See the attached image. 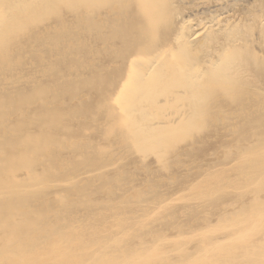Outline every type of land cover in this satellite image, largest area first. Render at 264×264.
Listing matches in <instances>:
<instances>
[{
    "label": "bare ground",
    "instance_id": "obj_1",
    "mask_svg": "<svg viewBox=\"0 0 264 264\" xmlns=\"http://www.w3.org/2000/svg\"><path fill=\"white\" fill-rule=\"evenodd\" d=\"M56 1L61 2L59 0H0V50H3V52H1L0 54V264H264V141L260 140L259 142L258 139V142H256L257 140H248V138L247 140H238L239 143L248 146L246 147L248 151L246 156L248 159V165L250 167L247 165L246 168L249 167L250 169L243 172L240 171L239 175L237 174V178H234L233 181L229 180L231 181V184L233 183L238 185L236 186L238 187L237 191H239V194L243 192L241 198L237 202L230 203V205L224 204V206L219 210L215 219L211 218L212 220L210 222H205L204 224L202 222V225H199L198 227H187L185 229L169 227L171 229H169L168 232L161 233L155 231L153 235L149 232L145 240H142L141 238L136 236L132 237V239L128 241V243L130 246H133V251L128 256L122 255V250L112 249L107 251L104 250V248L102 249V246L108 244V241L105 239L102 232L104 231V227L106 224H111L109 225L111 226L109 228L118 232V229L126 223L124 220L126 219V217H129L130 213L125 215L124 212L123 215L120 212H114L113 210L110 212L111 215L107 216L108 219H104L106 220V222L98 224L97 227L90 223V217L81 216L80 218H78L76 215H71L70 217H68L69 220L65 224H62V222L59 224V218L63 219L64 217H66L64 215L63 218L61 217L60 210L62 208L65 209L64 207L68 206L67 204L70 203L69 200H71L73 196L71 197V199L69 197H63L66 203L63 202V198L61 197V199H58V204H54L52 208H47L46 204H42L41 206H39L38 203H34V201H36L39 196H44L42 194L43 191L47 189V191H50V189L54 191L57 190L58 187H61L60 184L61 182L63 183V180H65L67 183L76 180V177H70L69 175H67L70 171L66 174L64 173L65 176H61V178L59 176H49L48 174L49 178L46 177L45 179L43 177L45 173H43V175L38 174L39 170L36 168L37 165H34V162L41 163L43 161L42 159L46 157L45 155L52 154L51 152L57 150L62 151L60 153L65 152L66 154L67 151H63L62 149L77 150L79 151L78 157L85 158L86 161V159L89 158L88 156L90 155L87 154V156L80 150L81 147L78 146L76 140H78V138H82L84 141L86 140V142L87 139L89 141L90 138L88 137V135L91 133L89 132L91 125L95 124L94 126L102 128V136L106 137L107 140L108 137L113 135V133H115L116 131L121 132L122 135L119 137V139L117 138L119 140L118 145L120 146L126 140L128 142L130 141L129 143L135 145V148L139 147V145L146 144L148 146L151 145L152 147L157 145L160 140V138L157 137L158 134H162L163 131L168 132L170 129L175 128V126H172V124L174 123L169 116L172 114V110L177 104L181 105L184 108L183 112L185 115L182 120H185L183 121V123L186 122L188 125L186 126L185 124V126L188 128L190 123H192L190 121H194L189 118V115L194 113L192 109L196 108L194 107V105L196 104V102L201 100L200 98L203 96V93H207L208 91L211 92V90L214 91V87H222L224 88V90H228L231 86L235 85L234 83L236 82L240 84L241 88L238 91L241 90V92H238V94L232 96L235 98L237 103L245 101L250 103V107H257L256 109L253 108V113L258 122H264V66L261 67V64H259L261 63V58L264 54V1L263 3H259L258 6L254 9H252V7H249L252 9V12L247 13L244 6H246L247 4L249 6L250 3L249 1L244 2L245 0H213L212 3L206 0H189L188 2L184 0H137V4L135 3L136 5L134 6V10L133 8L130 9L133 10V13L131 14L132 17L130 16L129 18L125 19V22H122L123 26L120 29L117 26L111 27L116 28H113V34L115 35L117 33L116 37L120 38L119 41H121L122 43L119 45L115 43L113 46L114 48L111 46H109V48H111L114 52L120 53L119 56H125L122 59L123 61L118 57V59H120L122 63L118 62L119 64H117V58H111L109 60L110 62H112V64H110L111 68L106 71V73H104V70L108 65H102L105 66V69L104 67L99 66L95 70H93L92 73L88 72L87 75L83 76L82 74H78L79 76L82 75L78 78L73 75L77 78L76 79L71 76L74 73V70H72L73 72L70 74V71L67 69V67L65 68L64 65H61V63L53 62V59L48 58L50 55L45 57V55L40 54L39 56H37L36 58H38L37 60H39L37 65H35V58H33L35 59L34 61H30L33 59L29 60L27 57L25 60L33 63V65L35 66V69L32 68L31 71H36L37 66L39 73L42 74L41 72H43L46 76H48L47 78L49 79H45L44 81L35 80L34 84L32 83L28 88H18L16 86L17 83L19 84L21 82L32 80L31 77L34 73H27V71H24L12 77L10 75L12 72L11 67L13 66V69L17 68L21 61L20 57H10V55H18L16 52L20 50L25 54L26 57V55L34 53L33 48H35V46L31 45L29 49H27L19 40L18 42H14L13 45L14 47H17L18 50H12L13 47L10 45L8 46L6 44L7 42H5L4 39L7 34L10 33V31H14V29H17L18 27L19 31L15 30L16 32L14 33V35L18 36L19 39H21V37L25 35V32L27 30L25 27L26 25L24 26L26 15L29 13L32 15L39 14L41 13L42 6L46 7V5H53V3ZM63 1L69 2L72 0ZM101 3L103 4V2ZM184 4H186V6H184ZM114 5L112 9L107 8L105 10L106 17H109L110 15L112 16L115 13L114 10L119 11V6H117L116 4ZM97 7L99 9V6ZM182 7H185L186 10L183 11ZM65 10L66 9H64V11ZM63 14L61 16H63ZM85 15L86 13L84 14V17H86ZM76 16L78 15H75V18H77ZM118 16L123 17L124 14L121 13ZM72 18H74V16ZM58 19L60 20V16ZM30 21H32V19ZM30 21L28 22L30 23ZM81 21L82 19L80 20V22ZM80 22L78 21V23ZM109 22L110 24H112V21ZM37 25L36 29H33L34 32L32 31L34 34L32 35L33 40L31 42H39L37 40L39 39L38 33H43L46 37L45 44L43 43L44 46L41 45L45 49L43 53H51L55 51L54 49L56 48L58 50L57 36L55 37V34L51 33V31H53V29L57 27H50L49 24H45L46 26ZM51 25L53 26L54 24ZM62 25L61 27H59L58 25V28L61 29ZM20 26L21 28H23L22 30ZM65 26L67 27V23ZM72 26L75 27L74 24ZM89 27L91 26L89 25ZM97 30L95 31L97 32ZM99 30L102 29H100L99 27ZM68 31H70V29ZM92 33L90 32V34ZM109 34L107 33L106 35ZM94 35L92 36L94 37ZM74 36L75 35H73L72 37L74 38ZM77 36L76 38H79ZM111 37H113V35ZM116 37L114 36L113 38ZM108 41L112 42L111 40ZM101 43L103 44V42ZM127 44L128 46L125 48ZM70 45H72L70 42L65 43L64 47L67 49H63L65 51L68 50V47H71ZM79 46L80 45H78V47ZM66 52L63 51L61 54L64 55V53ZM83 63L87 65V67L88 64H91V62L88 61L86 63L83 61ZM113 65L115 66L113 67ZM81 66L83 65L80 64V68ZM73 67L74 66H70V68ZM3 69L5 72L2 71ZM100 69H102L103 71H98ZM65 70H67V72H65ZM99 72H101L102 75H100ZM58 81H61L60 85L57 83ZM89 87L93 96L88 98L87 102L86 100H84V103L80 102L82 104L78 103V105H69L67 103H64V100L62 99V102L58 101L56 103L57 105L55 104L58 96L59 98L66 97L68 102L71 103L70 100L75 96L76 90ZM55 90H57L58 96L57 93L55 94ZM238 95L240 96L237 97ZM46 97H48L50 100H46ZM252 100H257L258 102L255 103L252 102ZM42 101H45L47 104L41 105ZM51 102L54 103L53 108L50 107ZM28 104H36L39 107L37 109L34 108L38 113H36V115L34 114V116H32V119H28L29 117H31V115L29 116L26 111L18 113L14 108L15 106L21 107L19 105L26 106ZM33 106L35 107V105ZM259 108L261 109V112H257ZM43 111L44 114L42 115ZM87 111L90 112L93 117L96 114L104 117H102V120L99 121L96 118V120L94 119V122L92 123L90 121H87L89 125L86 126V129L84 131V133L86 132L85 135L78 137L76 134H74L76 131L72 130V125H69V123L73 121L72 117L74 115H76L77 113L80 115V112L84 113ZM225 114L227 115V113ZM11 116L13 118L15 117L14 119L16 121L14 120V122L9 123L8 118ZM30 123L31 125L33 123L35 124L31 126ZM75 124L76 123L74 122V125ZM56 127L60 128L59 132H56ZM121 128L125 129L121 131ZM189 128L187 130H189ZM257 128H261L262 130H260L259 139H264V126H257ZM178 130L180 129L178 128ZM245 133H247V131ZM251 135L254 136V134ZM94 141L96 140L93 139V142ZM95 145L97 146H95V148L101 150L108 148V146H106L104 142L100 143V141ZM83 147L85 146L83 145ZM142 147L144 148V146ZM239 153L241 154V152ZM98 158L100 160L101 157ZM50 159H52V157ZM68 159L69 157L67 158V160ZM105 159L107 160V157ZM79 161L80 160H78L77 162ZM93 161L95 162L97 160ZM100 161L102 162L104 161V159L102 158V160ZM109 161L111 162V160ZM81 162H79V164ZM114 162L116 163V161ZM173 165L175 167V164ZM29 166H32V168L28 169L27 167ZM87 166H89L90 168V165ZM233 166L236 167V163L233 162L229 167ZM234 169L236 170V168ZM108 170L110 171V173L111 171H116V173H118L119 171L117 170V168H111ZM218 171L220 172V170ZM89 172L91 171H88V173ZM164 172H166V170ZM214 175L215 174H213V177ZM74 176L78 175L76 174ZM98 176L100 177V174H98ZM112 176L110 175V177ZM122 176L124 175H121L118 178ZM164 180L166 181V179ZM142 182H144V180H142ZM73 184L72 186H75ZM236 188L234 187V189ZM110 191L111 189L109 187L107 192ZM59 195H61V193ZM59 195L57 196V198L60 197ZM20 196H22L23 198L32 199L28 200V203H19ZM120 196L118 198H120ZM134 197L135 193L133 190L124 192V198L127 202L135 201ZM176 198H178L179 200L181 199L180 195L177 194L174 196L170 195L165 198L163 197L156 202L148 201L149 204L147 206V210L143 209L144 211L142 213V216L134 213L131 214L132 219H134L132 222L137 223L138 221L136 220L139 219L144 222L147 218L152 216L160 206H168L169 203L174 201ZM205 198H207V196ZM40 199L41 198H38V201ZM45 199L46 198H44V201ZM42 200L43 199H41L40 201ZM56 201L57 200H54L52 203ZM113 202L115 204V201ZM110 203L112 204V202L108 203L109 206ZM188 204L189 202L187 203V205ZM104 205L105 204H103V206ZM66 215H68V213ZM35 218L37 220L39 219V221L35 220ZM135 223H133V225ZM56 225L58 226V231H55L54 229ZM149 225L148 227H150ZM121 228V233L123 235H130L129 227V229L125 228L124 226ZM58 232H60L61 234H58ZM89 233L92 234L94 240H83V236L85 234L88 235ZM150 238H153V240H151ZM34 242L37 243L33 245ZM134 244L138 245V247H134Z\"/></svg>",
    "mask_w": 264,
    "mask_h": 264
},
{
    "label": "rangeland",
    "instance_id": "obj_2",
    "mask_svg": "<svg viewBox=\"0 0 264 264\" xmlns=\"http://www.w3.org/2000/svg\"><path fill=\"white\" fill-rule=\"evenodd\" d=\"M59 1H61V2L56 1V2L53 3V5H50V6L49 5H46V7L45 6H42L41 13H39V14L32 15V14H30L28 12L30 15L27 14L26 15V18H25L26 21L24 23V26L26 25L25 27H26L27 30L25 32V35L23 36L24 39H23V37H21V39H19L18 36L14 35V33L16 31H19L18 30L19 27L17 29L15 28L14 31H10V33H8L7 36L4 39L5 42H7L6 44L8 46L10 45V46L13 47V49L11 48L12 50H18L17 47H14L13 45H14V42H18L19 40L23 43V45L27 49H29V47L31 45H34L35 48H36V49L33 48L34 53L29 54V55H26V57H25V54L22 51H20V50H18V52H16L18 55H16V54H13V55L11 54L10 55V57L11 56L12 57L13 56L20 57V61H21L20 62L21 64L19 63V65L17 66V68L13 69V66L11 67V71L12 72H11L10 75L12 77H14V75H17L18 73H21V72H24V71H27V73L28 72L29 73H34V74H32V77H31L32 80H28L26 82H21L19 84L17 83L16 86L18 88H24V89L25 88H28L29 86H31L32 83L34 84L35 80L44 81L45 79H49V78H47L48 76H46L43 72H41L42 74L39 73V70L37 69L38 68L37 66H36V71H33L32 72L31 69L32 68L35 69V66L33 65V63L29 62L28 60H25L27 57H28L29 60L35 58L36 60L33 59V60H30V61H34L35 60L36 61L35 62V65H37V63L39 62V60H37L38 58H36L37 56H39L40 54H43V55H45V57H47V56L50 55L48 58L53 59L54 60L53 62L61 63V65H64L65 68L67 67V69L70 71V74L73 72L72 70H74V73L71 75L73 78H76V77L78 78V77H81L82 75L83 76L84 75H87L88 72L89 73L90 72L92 73L93 70H95L99 66L100 67H104V69H105V66L108 65L107 68L104 70V73H106V71H108L111 68L110 67V64H112V62L109 61L111 58L112 59L117 58L116 59L117 62L116 61H114V62H116L117 64H119V63H122L121 60L123 59V57H125V56H119L120 53L114 52L111 48H109V46L113 47L115 43H117L118 45L122 43L121 41H119L120 38H117L116 37V34L117 33L115 35L113 34L114 29H116L115 28L116 26L120 29L123 26V23L122 22H125L124 20L127 19V18H129L131 16V14L133 13V10H134V6L137 4V0H127V1L126 0H112V1L111 0H105V1L104 0H99V1L98 0L97 1H95V0H80V1L79 0L78 1L77 0H72V1H69V2H66V1H63V0H59ZM92 1H93L94 4L92 3ZM132 1H133V3H132ZM184 1H187L188 2L189 0H184ZM206 1L211 2V3L213 2V0H210V1L209 0H206ZM248 1L250 3L249 6L247 4L244 7H245V10H246L247 13L248 12L251 13L252 12V9H254L255 7H257L259 3H263L264 0H260L261 2L259 0L258 1L257 0H245L244 2H248ZM101 2H103V4ZM80 3H81V5H80ZM60 4H61V6H60ZM86 4H87L88 7L86 6ZM114 4H116L117 6H119V8H120L119 11L114 10V12H115L113 14L114 17H113V15L112 16L110 15L111 17L110 16L109 17H106L105 16V14H106L105 13L106 12L105 10L107 8H109V9L111 8L112 9V7H113ZM123 5H124V7H123ZM91 6H93L94 8L91 7ZM97 6H99V9L100 8L101 9L99 10ZM184 6H186V4H184ZM125 7H127V8L129 7L128 8L129 10L127 8H125ZM249 7H252V9L249 8ZM63 8L66 9V10L64 11ZM132 8H133V10H130ZM182 10L184 11V10H186V8L185 7H182ZM240 10H241V8H240ZM58 11H60V12H58ZM83 12H84V14L86 13V15H85L86 17H84ZM120 12L124 14L123 17H121V16L119 17L118 16L119 14H121ZM55 13L56 14L58 13L57 14L58 16ZM61 13L63 14V16H61L62 15ZM93 13H95V14H93ZM117 13H119V14H117ZM129 13H130V15H129ZM87 14H89V15H87ZM72 15L74 16V18H75V15H78V16H76L77 18H75L76 20L74 18H72L73 17ZM55 16H57V17H55ZM59 16H60V20L61 21L58 19ZM97 16H100V17H97ZM69 17H71V18H69ZM52 18H53V20H52ZM31 19H32L33 22L30 21ZM77 19H78L79 22L82 19V21H81L82 23L81 22H80L81 24L78 23ZM28 21H30V23ZM69 21L72 22V23H70ZM92 21H93V24H92ZM109 21H112L111 22L112 24H110ZM65 22L67 23V27L65 26L66 25ZM83 22H84V24H83ZM98 22H100V23H98ZM45 24H49L50 27H57V28L53 29V31H51V33H54L55 34L54 35L55 37L57 36V40H58V50L56 48V49H54L55 51H53L51 53H45L44 54L43 52L45 51V49L42 46H44L43 43L45 44V41H46L45 34L38 33V38L39 39H37V40L40 43L39 42H31V41L33 40L32 35L34 34L33 32L36 29V25L37 26H39V25L42 26V25H45ZM51 24H54L55 26L54 25L52 26ZM69 24H71V25H69ZM73 24L75 25V27L72 26ZM58 25H59V27H61V25H62V28L59 29L58 28ZM89 25L91 27H89ZM93 25H96V26H93ZM105 25H106V27H105ZM112 26H115V27H113L114 29L111 28ZM99 27L102 30H99ZM20 28H21V26H20ZM67 28H68V30L70 29V31H68ZM73 28H74V30H73ZM97 28H98V30H97ZM104 28H106V29H104ZM22 29L23 28H21V30ZM110 29H112L113 31L110 30ZM65 30H67V31H65ZM78 30H80V31H78ZM95 30H97V32ZM23 31H25V30H23ZM54 31L57 32L58 34L55 33ZM86 31H88V32H86ZM67 32H69V33H67ZM90 32L91 33L93 32V33L90 34ZM98 33H100V34H98ZM107 33L108 34L110 33V34L109 35H106ZM69 34L71 35V37H70ZM103 34L106 35V36H104ZM8 35H9V37H8ZM73 35H75L74 38L72 37ZM92 35H94V37ZM112 35H113V37L115 36L116 38L111 37ZM30 36H31V38H30ZM76 36L79 37V38H76ZM95 36H97V37H95ZM104 39H106V40H104ZM112 39H115V40H112ZM69 40H71V41H69ZM108 40H111L112 42H109ZM67 42H70L72 44V45H70L72 47V49H71V47H68V50H66L67 51L66 52L64 49H67V48H65L64 45ZM92 42H94V43H92ZM101 42H103V44ZM35 44L36 45L38 44V45L36 46ZM125 44H126V41H125ZM78 45H80V46L78 47ZM127 46H128V44L125 46V48ZM14 48H16V49H14ZM63 51L66 52V53H64V55L61 54ZM1 52H3V50H0V54H1ZM69 54H70V56H69ZM114 54H115V56H114ZM118 57L121 58V60L118 59ZM26 61H28V62H26ZM83 61L85 63L87 61L88 62H91L92 67H91V64H88V67H89L88 68L87 65H85L83 63ZM76 64H78V65H76ZM80 64L83 65V66H81V68H80ZM259 64H261V67L264 66V54L262 55L261 63H259ZM102 65H105V66H102ZM70 66H74V67L73 68H70ZM114 66L115 65H113V67ZM26 68H30V69H26ZM76 68H78L80 70H78ZM4 69L2 70L3 72H5ZM90 70H92V71H90ZM98 71H103V70L100 69ZM65 72H67V70H65ZM78 72H80V73H78ZM78 74L79 75L82 74V75L79 76ZM99 74L102 75L101 72H99ZM73 75H75L76 77L73 76ZM60 82L61 81H58L57 83L60 85L61 84ZM234 84L235 85L231 86L228 90H224V88H222V87L221 88L214 87L213 88L214 91L211 90V92L208 91L207 93H203V96L200 98L201 100H199L200 102L198 101L201 104H199L198 102H196V104H195L196 106L194 105V107L198 108L199 110L196 109V108L195 109H192V111H194V113H192L191 115H189V118L191 120H194V121H190L192 123H190V125L188 126V128L190 127L189 130H187L188 128L186 127L188 124L186 122L183 123V121H185V120H182L183 117H184V115H185L184 112H183V109L184 108L181 105H178L177 104L175 106V108H174L175 110L173 109L172 110V114L169 116L173 120V123L174 124H172V126H175V128L170 129L168 131L169 133L162 130L163 131L162 134L160 133L157 136V137L160 138L159 142L157 143V145L152 146V147H151V145L148 146L146 144V145H139V147L135 148L134 147L135 145L129 143L130 141L128 142L126 140L120 146V145H118L119 144V140L118 139L122 135L121 132L116 131L115 133H113V135H111L110 137H108V140H107L106 137L102 136V133H103L102 132V128H100V127L98 128L97 126H94L95 124L94 125H91V127H90V130L91 131L89 130V132H91V133L88 135V137L90 138V140L88 141V139H87V142H86V140L84 141L82 138H81L82 140L80 138H78V140H76V143L78 144V146L81 147L80 150L85 155L89 154L91 156L90 157V156L87 155L89 158H87L86 161H85V158L78 157L79 156V151L74 150V149L73 150H69V149L68 150H64V149H62L63 151H67L68 154H67V152H66V154H65V152L64 153H60L62 151L57 150V151L51 152L52 154L45 155L46 157L45 156L44 157L46 159L45 158L42 159L43 160L41 162L42 165H41L40 162L39 163H35L34 162V165L35 166L37 165L36 168L39 170V173L38 174L43 175V173H45V175H43V177L45 179H46V177L49 178V176H51V175H53V177H58L59 176L61 178V176H63V177L65 176L64 173L66 174L69 171L70 172L67 175H69L70 177H72V176L73 177H76V180L75 181H72V182H69V183H67L65 180H63V183L61 182L62 185L60 184L61 187H58L57 190L52 191L50 189V191H47L48 190L47 189V190L43 191L42 194L44 196H39L38 197V198L43 199L42 201H40L41 199L39 200L41 203L38 201V198H37L36 201H34V203H36V204L38 203L39 206H41L42 204H46V207L47 208H52L54 206V204L55 205L58 204V199H61V197L62 198L63 197L64 198L65 197L68 198L69 197L71 199V197L73 196L72 199L69 200L70 203L67 204L68 206L64 207L65 209L62 208L60 210L61 217L62 218L64 216H66V217H64L63 219H60L59 218V220H60L59 221V224L61 222H62V224L63 223L65 224L69 220L68 217H70L71 215H76L78 218H80L81 216L90 217L91 218V219H89L90 223L93 224V225H95L97 227L98 224H100L102 222H106V220L108 219L107 216H110L111 215L110 212L113 211V210H114V212H120L121 214H123L125 212V215L128 214V213H130L129 214V217H126V219L124 220L126 223L123 221L125 223L123 226L125 228H128V227L130 228V231H129L130 235L129 236H127V235L125 236V235H123L121 233V230H122L121 227H123V226H121L118 229L119 231L116 232V230H113V229H110L109 228V227H111V226H109L111 224H109V225L106 224L105 227H104V231L102 232L103 236L108 241V244L102 246V249L104 248V250H107V251L112 250V249L122 250V253L121 254L122 255H125V256H128L133 251L132 250V247L133 246H130L129 243H128V241H130L132 239V237H135L136 236V237L141 238L142 240H145V238H146V236H148V233L149 232L152 233V235H153L155 231L161 232V233L162 232H168V230L171 229L169 227H176L177 229H179V228H184L185 229L187 227L195 228V227H198L199 225H202V222H203V224L205 222L206 223L207 222H210L213 218L214 219L216 218V215L218 214L219 210L224 206V204L225 205H227V204L230 205V203L237 202L241 198V196L243 194V192H241L240 193L241 195H240L239 194V191H237V189H238V187H237L238 185L237 184H233V183L231 184V181H233L234 178H237L238 177L240 171L243 172V171H246V170L250 169L249 168L250 166L248 165V159H247V156H246L247 153H248L246 147H248V146L245 145V144L239 143L238 140L239 141L240 140L242 141V140H247V138H248V140H257L258 139L259 142H260V140L261 141H264V139H259L260 138L259 134H260L261 128H257V126H261V125L264 126V122H258L257 121V118L255 117V115L253 113V111H254L253 108L256 109L257 107H250V103L249 102H245V101H241V103H237V101L235 100V98L232 95L235 96V94H238V92H241V90L238 91L241 88V86H240V84L238 82H236ZM54 92L56 94L57 93V90H55ZM225 94H227V95H225ZM57 96H58V93H57ZM92 96L93 95H92V92L90 91V87L89 88H85V89H83V88L81 89L80 88V89L76 90L75 96L72 97V99L70 98L71 99L70 100L71 103L68 102V100H67L66 97H61L60 96L61 98H59V96H58V98L56 99L55 104L58 101L59 102L60 101L62 102V99H63L64 100L63 101L64 103H67L69 105L70 104L71 105H75V104L78 105V103L79 104H82L80 102H83L84 100H86V102H87L88 101V98H90ZM223 96H224V98H223ZM239 96L240 95H238L237 97H239ZM203 99H204V101H203ZM46 100H50V99L48 97H46ZM252 102L257 103L258 101L257 100H255V101L252 100ZM46 104L47 103L45 101H42V103H41V105H46ZM198 104L200 106L201 105L202 106L200 107ZM33 105H35V107ZM33 105L32 104H28L26 106L25 105H23V106L22 105H19L21 107H18V106H15V107L13 106V107L15 108L16 112H18V113H21V112L26 111V113L29 116L31 115V117H29L28 119H32V116H34V114L36 115V113H38V112H36V109L39 108L36 104H33ZM53 106H54V103L51 102V106L50 107L53 108ZM211 106H212V108H211ZM16 108H18V109H16ZM34 108H36V109H34ZM250 110H252V111H250ZM34 111H35V113H34ZM37 111H40V110H37ZM82 112H80V115L78 113L76 115H74L72 117L73 118V121L69 123V125H72V130L73 131L74 130L76 131L74 134H76L78 137L79 136L81 137V136L85 135L86 132L84 133V131L86 129V126L89 125V123L87 121H90L92 123V122H94L93 121L94 119L96 120V118H97L98 121H99V120H102V117H104V116L97 115V114L94 115V117H93V115H91V113L88 112V111L87 112H84V113H82ZM189 112H191V111H189ZM257 112H261V109L259 108V110ZM206 113H207V115H206ZM225 113H227V115ZM43 114H44V111L42 112V115ZM202 114H204V115H202ZM210 114H211V116H210ZM191 116H192V118H191ZM219 116H221V117H219ZM12 118H13L12 116L8 118L9 123L14 122V120H15L14 118L15 117L13 119ZM201 118H202V120H201ZM199 119H200V121H199ZM74 122L77 125L76 124L74 125ZM200 122H201V124H200ZM34 124L35 123H33L32 125H34ZM185 124H186V126H185ZM232 124H233V126H232ZM30 125H31V123H30ZM178 128L180 130H178ZM55 129H56V132H59V130H60V128H58V127H56ZM121 129H122L121 131H123L125 128H121ZM190 129H192V130H190ZM258 129H259V131H258ZM172 131H173V133H172ZM246 131H247V133H245ZM180 133L183 134V135H181ZM164 134L165 135L167 134L168 136L167 135L165 136ZM251 134H254V136L251 135ZM160 135H161L162 138L160 137ZM122 137H125V136H122ZM110 138H112V139H110ZM113 138L114 139L116 138V139L114 140ZM181 138H182V140H181ZM93 139H95L96 141L93 142ZM258 140L256 142H258ZM99 141H100V143H103L104 142L105 145L108 146V148H106L104 150L95 148V146H96L95 144L98 143ZM165 141H166V143H165ZM116 142H117V145H116ZM92 143H93V145H92ZM83 145L85 147L87 145V147L85 148V147H83ZM227 145H229V146H227ZM142 146H144V148ZM84 149H85V151H84ZM123 150H124V153H123ZM109 151H110V154H109ZM216 152H217V154H216ZM239 152H241V154ZM75 153H77V154H75ZM148 153H150V154H148ZM107 154H109V155H107ZM117 154H119V155H117ZM215 155H217V156H215ZM50 156L52 157V159H50L51 158ZM169 156H170V158H169ZM68 157H69V159L67 160ZM98 157H101L100 160H102V158H103L104 161L101 162ZM104 157L105 158L107 157V160ZM96 158H98V159H96ZM108 159L111 160V162ZM49 160H51V161H49ZM78 160H80L79 162H81V160H82V162L80 163L81 165L79 164V162H77ZM93 160H97L98 162L97 161L94 162ZM114 161H116V163ZM93 162L94 163H97V164H94ZM104 162L106 164L107 163L108 164L106 165ZM181 162H182V164H181ZM233 162L236 163V167H234V166L233 167H229V166L232 165ZM239 162L242 163V164H240ZM100 163H102V164H100ZM217 163H218V165H217ZM237 163H238V165H237ZM173 164H175V167H174ZM87 165H90V168ZM247 165L249 167L246 168ZM82 167L83 168L85 167L84 170H83ZM223 167H225V168H223ZM27 168L28 169L29 168H32V166H29ZM111 168H117V170H119L118 173H116V171L115 172H112L111 171V173H110V171L108 169H111ZM234 168H236L237 171ZM72 170L73 171L74 170L75 171L77 170V171L76 172L74 171V173H73ZM146 170H147V172H146ZM165 170H166V172H164ZM218 170H220V172ZM88 171H91V172L88 173ZM101 171H102V173H101ZM227 171L229 173L230 172L231 173L229 174ZM50 172H52V173H50ZM82 172H83V174H82ZM204 172H205V174H204ZM226 173H228V174H226ZM232 173H234V174H232ZM48 174H49V176H48ZM55 174H57V175H55ZM76 174L78 176H74ZM98 174H100V177L98 176ZM213 174H215L216 176L214 175V177H213ZM110 175L111 176L113 175V176L110 177ZM121 175H124V176L118 178ZM91 176L92 177L95 176V177L92 178ZM7 177H8V175H7ZM163 177H165V178H163ZM146 178H148V179H146ZM223 178H225L226 180L223 179ZM4 179H5V177H4ZM164 179H166V181ZM142 180H144V182H142ZM222 180L224 181V183H223ZM229 180H231V181H229ZM238 180H240V179H238ZM120 181H121V183H120ZM157 181H158V183H157ZM124 182H125V184H124ZM227 182L230 183V184H228ZM77 183H78V185H77ZM225 183H226V185L228 187L225 185ZM72 184L75 185V186H72ZM213 184H215V185H213ZM219 184H222V185H219ZM109 187H110L111 191L110 192H107V190H108ZM234 187L235 188L237 187V188L234 189ZM106 188H107V190H106ZM145 188H147V189H145ZM73 190H74V192L76 194L73 192ZM129 190H133L134 193H135V197H134L135 201H133V202H127L125 200V198H124V192H127ZM189 190L190 191L192 190L193 192L191 191L192 192L191 193ZM224 190H226V191H224ZM85 191H86V193H85ZM233 191H235L237 194L235 192H233ZM67 192H68V195H67ZM82 192H84V193H82ZM118 192H120V193H118ZM230 192L233 193V194H231ZM60 193H61V195H59ZM57 194L60 197L57 198V196H58ZM177 194L180 195V198L182 200L181 199L179 200L178 198H176L174 201L170 202L168 206H160L158 208V210L153 214L154 216L152 215V216H150L147 219L145 218L146 220L144 222L141 221L140 219L139 220H136L139 223L138 222L137 223L132 222L134 219H132V217H131L132 215L131 214L134 213V214H138V215L142 216L143 215L142 214L143 211L144 210H147V206H148V204H149L150 201L156 202L157 200H160L163 197L165 198V197H168L170 195L174 196V195H177ZM235 195H236V197H235ZM119 196H120V198H118ZM154 196H155L156 200H155ZM206 196H207L208 199L205 198ZM26 197H28V196H26ZM53 197H56V198H53ZM44 198H46L45 201H44ZM64 198H63V202L66 203L64 201ZM19 199H20L19 200V203H28L29 202L28 200H31L32 198H23L22 196H20ZM54 200H57V201L54 202V203H52ZM194 200H195V202H194ZM100 201H102V202H100ZM113 201H115V204H114ZM124 201H126V202H124ZM176 201H178V202H176ZM109 202H112V204L110 203V206L108 204ZM188 202H189V204L187 205ZM103 204H105V205L103 206ZM106 204H107V206H106ZM181 207H183V208H181ZM184 207H185V210H184ZM42 208H43V206H42ZM168 209H170V210H168ZM95 210H98V211H95ZM63 212H65V213H63ZM67 213H68V215H66ZM182 213H183V215H182ZM100 219H103V220H100ZM104 219H106V220H104ZM168 219H169V221H168ZM170 219H171V221H170ZM35 220H37V219L35 218ZM37 221H39V219ZM97 222H99V223H97ZM133 223H135V224L133 225ZM140 224H141V226H140ZM144 225H146V226H144ZM148 225L150 227H148ZM187 225H189V226H187ZM139 227H142V228H139ZM143 227H145V228H143ZM159 227H160V229H159ZM54 229H55V231H58V226L56 225V227H54ZM111 230H112V232H111ZM58 234H61V233L58 232ZM83 237H84L83 240H85V241H92V240H94V237H92V234L91 233H89L88 235L85 234ZM150 239L153 240V238H150ZM0 240H1V237H0ZM109 240H111V241H109ZM36 243L37 242H34L33 245L36 244ZM134 245H135L134 247H138V245H136V244H134Z\"/></svg>",
    "mask_w": 264,
    "mask_h": 264
}]
</instances>
